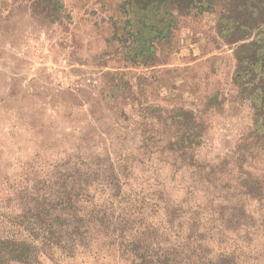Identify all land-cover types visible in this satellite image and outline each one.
Returning a JSON list of instances; mask_svg holds the SVG:
<instances>
[{"label": "rangeland", "instance_id": "obj_1", "mask_svg": "<svg viewBox=\"0 0 264 264\" xmlns=\"http://www.w3.org/2000/svg\"><path fill=\"white\" fill-rule=\"evenodd\" d=\"M149 1L0 0V264H264V0Z\"/></svg>", "mask_w": 264, "mask_h": 264}, {"label": "trees", "instance_id": "obj_2", "mask_svg": "<svg viewBox=\"0 0 264 264\" xmlns=\"http://www.w3.org/2000/svg\"><path fill=\"white\" fill-rule=\"evenodd\" d=\"M127 1L129 3H131L133 0H127ZM146 3H149V4L151 3L152 4L151 7H155V6L160 4V2H158V1L156 2V1H149V0H147ZM140 8H142V6H140ZM260 51L261 52L264 51V46H262V43H259V51L258 52H260ZM260 58H264V53L262 56L261 55H260V57L258 56V59H260ZM256 62H258V60ZM256 67L257 66H253L252 71H255ZM258 67H259V72H258L259 74L258 75H260V79L256 80V82L252 83L251 86L248 85L249 81H251L248 79L249 75H247L245 80L243 79V81L241 83L242 78L240 79L241 75L239 74V83H240L239 87L241 88L239 95L254 103L253 108H254V110H256L258 115L260 114V118H259V120H261L260 125H261L262 130H264V103H263V101H264V89H262V88H264V65L263 64L258 65ZM252 81H253V79H252ZM249 88L251 89L252 93L256 92L254 97H252L250 94H248L247 89H249ZM257 101H260L261 104H258ZM255 128L257 130L255 132H253V135H255L256 132L259 135H261V133L264 132L261 129H259V126H257V125H255ZM143 137H144L142 140L143 143L144 142H151L153 144L160 142L161 138H163L155 130H152L151 133H150V131H144ZM52 238L53 237L51 235L50 236L51 243L53 242ZM107 239L110 240L109 238H107ZM107 242H109V241H107ZM108 250L109 249H105V248L101 251L95 250L94 244H92L91 248L85 249V250H81L79 245H76L73 248L64 250L61 247H59L58 244H53V249L51 252L52 253L51 259H53V261H55L57 264H79V263L92 264L94 262H97L98 264L99 263L102 264L105 262V260L107 258L111 257L110 254L107 257L104 256V252L108 251ZM125 257H129V256H127V254L125 253L123 255H120L119 260L122 258H125ZM104 258H106V259H104ZM117 259H118V257L114 256L112 261L114 262ZM135 261H137L136 258L135 259L133 258V262H135Z\"/></svg>", "mask_w": 264, "mask_h": 264}]
</instances>
